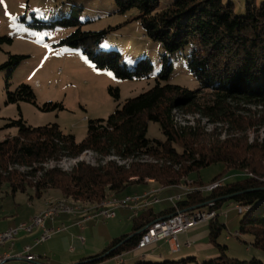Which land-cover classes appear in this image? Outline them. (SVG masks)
<instances>
[{"label":"trees","instance_id":"16d2710c","mask_svg":"<svg viewBox=\"0 0 264 264\" xmlns=\"http://www.w3.org/2000/svg\"><path fill=\"white\" fill-rule=\"evenodd\" d=\"M160 1L115 0V4L119 14L137 9L136 19L145 36L161 43L166 53L190 46L188 66L200 89L190 91L168 83L173 66L164 56L156 85L127 99L106 120H87V136L82 142L65 135L57 124L32 127L22 117L11 120L7 126L17 128L18 133L0 141V193L5 184L13 195L34 189L37 198L49 189H57L66 201L97 205L148 181L162 188H173L188 186L192 181L190 175H199L202 169L215 164H223L224 172L209 184L201 178L192 181L194 190L176 207L160 212L142 211L133 218L131 234L114 239L103 253L78 264H101L131 252L146 225L178 210L206 208L212 202L210 210L218 211L228 201L248 208L243 211L239 235L253 236L254 246L264 251V2L256 6L254 0L247 1L245 14L238 15L234 4H225L224 0H174L168 8L158 11ZM78 12L74 9L68 17L32 25L74 28L59 45L81 50L97 69L111 71L119 79L135 80L151 75L153 65L148 59L139 60L130 69L122 63L119 51L103 50L102 44L112 28L84 31ZM3 42L12 41L0 38V43ZM27 58L9 54L0 66V71L9 70L5 81L7 104L35 102V93L27 84L10 91L14 71ZM109 92L119 99V90ZM203 92H208L212 100H204ZM184 110L188 114L200 113L215 124H226L229 127L226 137L221 139L215 133L204 137L197 127L178 122L175 114ZM150 123L160 125L165 141L147 138ZM251 131L263 136L250 140ZM200 137L203 139L198 142ZM87 151L97 156L96 165L79 162L71 172L45 168L64 158L77 159ZM18 167L27 170L19 171ZM231 177L239 179L229 182ZM219 180H224L220 188L210 192L198 189ZM225 228L218 217L210 221V242L218 247L220 257L203 262L187 257L141 264H264L258 259L241 261L226 256L227 246L217 243Z\"/></svg>","mask_w":264,"mask_h":264},{"label":"rangeland","instance_id":"374dc122","mask_svg":"<svg viewBox=\"0 0 264 264\" xmlns=\"http://www.w3.org/2000/svg\"><path fill=\"white\" fill-rule=\"evenodd\" d=\"M247 1L250 0H224V3L232 2L236 14L244 15ZM254 1L256 6L264 2V0ZM173 2L174 0H161L158 11L165 10ZM74 9L79 11L78 18L82 30L98 32L112 28L102 44L103 50L119 51L122 54V63L130 69L139 60L148 59L153 65L151 75L148 78L135 80L119 79L111 71L97 69L81 50L59 45L61 40L75 30L74 28L58 26L37 28L32 25L34 22L49 24L54 20L68 17ZM138 15L137 9L119 14L115 0H2L0 2V38H8L12 42L0 43V66L8 60L9 54L27 56L28 58L22 62L11 77L10 91L16 90L21 84H27L33 89L36 99L31 103L7 104L5 81L9 70L0 71V141L17 135V128L7 125L11 120H18L22 117L26 124L32 127L57 124L65 135H72L77 142H82L87 136V120H106L127 99L137 97L156 85L162 70L164 56H167L173 66L168 83L179 85L190 91L199 90V82L193 77L188 66L191 47L188 46L173 54L166 53L161 43L145 36L143 26L136 19ZM109 89L119 90V99L110 94ZM203 97L206 101L212 100L208 92H203ZM56 104L62 105V108H55ZM233 108H237L235 104ZM175 115L178 122L197 127V132L203 134L204 137L215 133L224 139L227 134L226 130L229 129L226 124H215L212 119L205 118L200 113L188 114L184 110L178 111ZM261 136L263 135L260 132L258 134L251 131L249 139L253 140V138ZM147 138L152 141L163 142L166 140L158 123L149 124ZM202 139L203 137H200L198 142ZM96 160L97 156L93 152L87 151L77 159L64 158L58 163L53 162L45 165V168H57L64 172H71L79 162L96 165ZM17 169L19 171L27 170L19 167ZM223 172L224 165L219 163L202 169L199 175H190V178L192 181L201 178L203 183L209 184ZM238 179V177H231L228 181L234 182ZM192 181L186 188H183L188 193L194 190L191 188ZM219 183L224 184V180H219L214 184ZM198 189L202 191V187ZM143 190L141 185H134L119 197L135 195L136 192L141 193ZM153 193L155 192L151 194ZM59 197L65 199L57 189L47 190L41 198H37L35 190L30 188L26 193L18 192L13 195L9 186L3 185L0 193V230L8 228V225L27 223L29 218L39 212L44 201L57 200L56 198ZM124 198H117V200L123 201ZM68 201L71 207L78 208L79 206L82 208L81 211L88 212L96 210V207L104 202L103 200L97 205L88 203L83 205ZM114 201L116 198L113 196L105 200L106 204ZM166 206L168 205L163 203L155 206L154 209L160 211ZM105 207L110 208V205ZM114 207L119 206L117 204ZM218 213L219 223L225 224L226 228L223 229L217 243L228 247L225 251L226 256L241 261L258 259L264 263V251L254 246L253 236L249 234L236 236L245 213H240L237 205L232 201L225 202ZM226 213L227 217H225ZM132 214L129 210L118 209L117 217L113 220L105 223L94 220L85 224V232H78V235L86 239L85 249L89 248L87 250L89 256L96 257L103 253L114 238L131 234L133 229ZM64 237L57 236L40 245V249L44 253L47 250L56 252L55 258L53 253L49 256L55 264H64L61 262H65L70 256V254H66L67 240ZM227 237L229 240H226ZM207 241L208 239L205 238L202 242ZM215 247L219 250L217 246ZM122 255V261L115 257L101 264H124L123 260L128 261L129 258L127 253ZM217 256L220 257L221 252H218L214 257ZM207 258L199 255L198 261L203 262ZM131 262L128 261L125 264H140L141 260ZM19 263L13 262L12 264Z\"/></svg>","mask_w":264,"mask_h":264},{"label":"built area","instance_id":"2783aa9c","mask_svg":"<svg viewBox=\"0 0 264 264\" xmlns=\"http://www.w3.org/2000/svg\"><path fill=\"white\" fill-rule=\"evenodd\" d=\"M220 187L222 186H216L213 183L206 187H202V191L200 192H210ZM182 192L183 195L170 198L174 207H176L177 203L182 201V198L188 194V191ZM158 202L159 200L156 196L133 195L130 196L129 199L121 201L119 207H111L110 210H107L104 213L92 214H82V211L71 210L70 206L65 204V202H59V206L57 210H54V212H40L39 214L31 217L27 223L21 224L16 228H10L6 231L0 232V264H7L14 258L20 259L26 262V264H40L39 257L31 253V247L29 246L24 247L16 255L1 253V250L6 243H11V246L13 247L15 239L18 238L21 233L33 235L37 231L34 239L36 244H42L49 241L56 233L54 229L46 227V222L49 220H56L63 215H71L81 218L78 225L83 227L86 222L91 220L102 219L103 221H109L114 219L116 217V210L120 208L132 210L136 214L135 217H137L142 211L148 210L151 205ZM208 205V207L198 210H178L175 214L169 215L165 218H160L153 221L149 225H146L141 230L142 235L135 250H144L151 245L165 241L169 244L173 253L180 252L182 248V244L179 240L180 235L202 223H208L219 217L218 211L210 210V208L214 205L213 202ZM237 208L240 213H243L244 209H248L242 206H237ZM225 217H227V213L225 214ZM236 236H239V232L236 233ZM80 240L84 241V238L80 237ZM190 245V242L186 243V246L189 247ZM122 257L123 256L120 255L118 256V259L122 260Z\"/></svg>","mask_w":264,"mask_h":264},{"label":"crops","instance_id":"0c3cea01","mask_svg":"<svg viewBox=\"0 0 264 264\" xmlns=\"http://www.w3.org/2000/svg\"><path fill=\"white\" fill-rule=\"evenodd\" d=\"M141 187H143L144 190L141 193L136 192L135 195L144 196L146 194H151L152 192H155V193L151 194L150 196H153V197L156 196L159 200L158 203H154L153 205H151L149 209H154L155 206H159L160 204H163V203L168 205L165 208V209H168V208L174 207V205L170 201V198L183 195L182 191H185L183 188H186L187 186H180V187L177 186V187H173V188H162L161 186H159L154 181H148L146 184L141 185ZM133 195H127V196H133ZM119 196H115V197L120 198V199L127 197V196H124V197L123 196L119 197ZM185 198H186V196H184L182 198V200ZM56 199L57 200L44 201L42 207L40 208V210L37 214H39L40 212H43L44 210L49 208L52 204H56L58 202L65 201L62 197H59ZM120 209H124V208H120ZM165 209H162L160 211H163ZM126 210H129L131 212V214L133 213L132 218H131V220H133V218H135V215H136L135 212H133L130 209H126ZM154 211L160 212V211H157L155 209H154ZM116 217H117V210H116ZM29 219H28V221H29ZM80 219L81 218H79V217H74L71 215H63L56 220H49L46 222L47 228L54 229L56 231L55 235L51 239H53L54 237H57V236H65L64 238H66V240H67V242H66L67 243L66 254L68 253V254H70V256L68 259H66L65 262H61V263L78 264L82 260H86V259H89L92 257V256H89V252H87V250L89 248L85 249V246L87 243L86 239H84V241H81L80 237H83V236L78 235V232L84 233L86 230L85 224L92 222L94 220L88 221L83 225V227H80L78 225V222L80 221ZM99 221H101L103 223L108 222V221H103L102 219H99ZM218 221H219V219H218ZM24 223H26V222H21L15 226L8 225V228L0 230V232L6 231L10 228H16L19 225L24 224ZM208 223H202V224L196 226L195 228L189 230L188 232L180 235L179 240L182 244V248H181L180 252H178V253H173L171 251L169 244L165 241H161V242H158L154 245L147 247L144 250H133L131 252H128L127 253L128 258H129L128 261H132L131 263L137 262L138 260H141V263H143V262L161 263V262L170 261V260H180V259L187 258V257H196L198 259L199 255H201L204 258L208 257L207 259L215 258L214 256H216L218 254V252H220V251L217 250L216 247L210 242V237H209L210 230H209ZM36 234H37V231L33 235H27L25 233H21L19 235V237L15 239L14 246L12 247L11 243H6L1 250V253H9L12 255H16L24 247L29 246V247H31V253L37 254V256L39 257V263L40 264H55L54 262H52V260L49 258V256L53 253L54 254L53 257L55 258L56 252H53L51 250H49V251L47 250L44 253L40 249V245H42L43 243L42 244H36L35 243L34 239L36 237ZM119 237H121V236H119ZM119 237H116L114 239H117ZM205 238H207L208 241L202 242L203 239H205ZM226 240H229V238L227 237ZM187 242H190V244H191L189 247L186 246ZM120 261H122V260H120ZM128 261L123 260V263L125 264ZM13 262H20L19 264H26V262H24L20 259H16V258L10 260L7 264H12Z\"/></svg>","mask_w":264,"mask_h":264},{"label":"bare ground","instance_id":"6f19581e","mask_svg":"<svg viewBox=\"0 0 264 264\" xmlns=\"http://www.w3.org/2000/svg\"><path fill=\"white\" fill-rule=\"evenodd\" d=\"M215 185V184H214ZM216 186H222V183H219V184H217ZM115 198V197H114ZM130 197H126L125 199H123V201L124 200H127V199H129ZM61 202H65V204H68L69 206H70V203H69V201H61ZM120 202L121 201H119V200H116V201H114L113 203H107L106 204V202H103L101 205H99L98 207H96V210L94 209V211L92 210L91 212H88V211H82V214H92L93 212L94 213H104V212H106L107 210H110L111 209V207H114V206H116L117 204H118V206H119V204H120ZM108 205H110V208H107V207H105V206H108ZM58 206H59V202L58 203H56V204H52L49 208H47L46 210H44L43 212L44 213H51V212H54V210H57V208H58ZM74 206V205H73ZM70 208H71V210H79V211H81L82 210V208H80L79 206H78V208H76V207H71L70 206ZM98 208V209H97ZM245 210V209H244Z\"/></svg>","mask_w":264,"mask_h":264},{"label":"snow or ice","instance_id":"6c2138e0","mask_svg":"<svg viewBox=\"0 0 264 264\" xmlns=\"http://www.w3.org/2000/svg\"><path fill=\"white\" fill-rule=\"evenodd\" d=\"M0 2H2V0H0Z\"/></svg>","mask_w":264,"mask_h":264}]
</instances>
